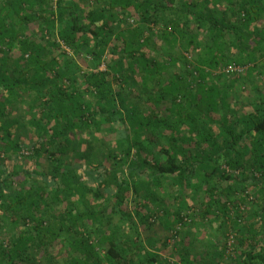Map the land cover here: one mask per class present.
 <instances>
[{
	"label": "trees",
	"instance_id": "1",
	"mask_svg": "<svg viewBox=\"0 0 264 264\" xmlns=\"http://www.w3.org/2000/svg\"><path fill=\"white\" fill-rule=\"evenodd\" d=\"M233 61L252 63L246 106L233 74L210 77ZM262 69L264 0H0V264H131L152 247L131 213L145 230L148 215L182 223L183 188L200 222L230 221L225 264H264ZM166 178L172 217L157 208Z\"/></svg>",
	"mask_w": 264,
	"mask_h": 264
},
{
	"label": "rangeland",
	"instance_id": "2",
	"mask_svg": "<svg viewBox=\"0 0 264 264\" xmlns=\"http://www.w3.org/2000/svg\"><path fill=\"white\" fill-rule=\"evenodd\" d=\"M175 6H179V1H177L175 4ZM221 10H223V12H225V5L224 3L220 4V9H212V12L216 15H219ZM136 17L134 16H130L128 18H126V22L134 25L136 24L135 22ZM123 26V25H121ZM149 27H151L153 30H160V29H164L167 28V25L160 22L158 24L155 23H150ZM64 50L68 49L66 47H63ZM223 51L226 55H229L236 52V50L229 45L226 48H223ZM149 56H154L155 58H157L156 54L153 51H149L148 52ZM190 56V55H189ZM189 56L186 55L187 58H189ZM87 59V58H86ZM82 60V59H81ZM79 62V65L81 66L82 70H90L89 66L87 65L88 61H86V63H84V61L82 60ZM161 60V59H160ZM191 60V58L189 59ZM194 64H196V61L192 60ZM110 62V58L109 56L106 57L104 56L99 64L98 69H105V65L107 63ZM230 63H234L236 64L234 61L230 62ZM229 63V64H230ZM252 63L246 64V65H240V64H236L239 65L241 67H243V72L240 74H233L238 80H239V90L241 91H236V94L233 96V103L237 102V104L241 103L244 106H246L249 103V100L251 99L252 94H251V89H249L251 86L245 84L248 80H245L244 82L242 81V79H245V72L247 70V68L249 66H251ZM170 66V65H169ZM225 68V66H223L220 69H213L210 72V77L212 79V81L215 82V80L218 81V76L221 75L222 77H228L230 76V74L226 75L223 73V69ZM94 70V69H92ZM208 69H205V71ZM263 70V69H262ZM164 71L170 72V74L173 73L174 76H177L175 74V72H180V67L178 66H174L173 68L169 69H165ZM111 72V71H110ZM165 73V75H166ZM186 72L183 70L181 72V75H185ZM137 75V74H136ZM197 75V74H196ZM225 75V76H223ZM167 76V75H166ZM166 78V77H165ZM262 79L264 80V70L261 73L260 76L257 77V89L260 88V90H263L264 88V81L262 82ZM195 81H199V80H195ZM263 83V84H261ZM246 87V89H245ZM246 90V91H245ZM134 92V91H132ZM235 98V100H234ZM151 107V105H149ZM149 107V108H150ZM163 106H161L160 108H162ZM164 108V107H163ZM149 112V109H145V113ZM163 112V111H162ZM163 114V113H162ZM22 136V135H21ZM23 138V137H22ZM23 143L27 144L28 139L23 138ZM84 147V144L81 145V148ZM30 149L31 146L28 145L27 147L24 146L20 149L19 151V160H17L18 164H20L21 167L23 166H27V158H25L26 156L29 155L30 153ZM3 156V153L0 152V157ZM131 158L135 159V155L131 154ZM23 157V158H21ZM110 164V163H109ZM48 167V163L46 161H42L41 162V168H47ZM27 168V167H26ZM167 181L166 182H162V187L158 186V188H156L158 195V199L162 200L163 203L157 205V208H159V210L164 209L165 207H167L170 210V216L172 217L174 215V212L177 211V200L179 198L178 194H177V188L175 187V185L173 184V182L169 181L168 178H166ZM173 184V185H172ZM183 194H184V202L187 204V206H189V209L186 210H181L183 212V214H185L186 216H183V222H179V221H175L174 223H172L169 220H165L164 218L159 217H154L151 215H148V219L146 220L149 223V227L150 229H147L148 231V237L153 236L154 234L158 235V240L162 239L164 241L159 242L160 245L164 246V250H159V252L163 255L160 256L161 259V263L163 264H184V262L182 260H185V262H192L191 264H225V262H223L224 260L226 261V259L230 256L231 254V249L233 247V244L235 242V235L233 234V232L230 229V221L228 219H226L225 224H223L222 220L219 219H215V221L213 220V222L211 223H202L198 220L197 217V212H198V208L199 206L197 205V200H193V197L190 196L189 194V190L187 188H183ZM241 195V194H240ZM176 200V201H175ZM194 203H196V205H193ZM161 214H163V211L161 210ZM173 214V215H172ZM132 215V223L136 224L138 227H140V229H143V225L140 224V221L137 219V216L133 213H131ZM228 217L233 218V211H230L228 214ZM115 219H117L118 217L115 215L114 216ZM113 218V219H114ZM196 219L197 222H192V220L190 219ZM162 223H167V227L166 228H162L161 224ZM171 223V224H169ZM164 225V224H162ZM192 226H195V228H192ZM165 227V225H164ZM191 230L192 233H190L189 235L187 234V232ZM221 230V233H219V231ZM176 231V232H175ZM185 231V232H183ZM187 236L189 237V240H187ZM1 239V238H0ZM161 247V246H160ZM163 248V247H162ZM185 252V254H183ZM221 254V255H220ZM182 255V256H181ZM36 257H40V254H35ZM59 257V256H58ZM43 260L44 262L46 261V259H44L43 257L39 258L38 261ZM42 261V262H43ZM43 264H47L44 263ZM51 264H62V258H58L56 261H54Z\"/></svg>",
	"mask_w": 264,
	"mask_h": 264
},
{
	"label": "crops",
	"instance_id": "3",
	"mask_svg": "<svg viewBox=\"0 0 264 264\" xmlns=\"http://www.w3.org/2000/svg\"><path fill=\"white\" fill-rule=\"evenodd\" d=\"M164 224V225H162ZM161 226L162 228H166L167 227V223H162ZM171 224V223H169ZM192 228H195V226H192ZM138 231H139V235H140V242L145 244V245H149V243L152 244L151 249H148V252H144V251H140V252H135V251H128L126 252V256L127 257H131L133 259V262L131 264H146V255L151 256L152 254H156L160 256H163L159 250H164V246L160 245L159 242H162L164 240L162 239H157L158 235L154 234L153 236L148 237V231L143 229H140V227H138ZM185 232V231H183ZM191 232V230H189L187 232V234L189 235ZM187 240H189V237L187 236ZM161 246V247H160ZM163 247V248H162ZM128 263V262H127ZM159 264H163V263H159Z\"/></svg>",
	"mask_w": 264,
	"mask_h": 264
},
{
	"label": "built area",
	"instance_id": "4",
	"mask_svg": "<svg viewBox=\"0 0 264 264\" xmlns=\"http://www.w3.org/2000/svg\"><path fill=\"white\" fill-rule=\"evenodd\" d=\"M243 72V67L236 65L234 63H230L225 66L223 69V73L228 75V74H240ZM176 232V231H175Z\"/></svg>",
	"mask_w": 264,
	"mask_h": 264
}]
</instances>
